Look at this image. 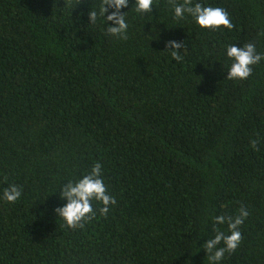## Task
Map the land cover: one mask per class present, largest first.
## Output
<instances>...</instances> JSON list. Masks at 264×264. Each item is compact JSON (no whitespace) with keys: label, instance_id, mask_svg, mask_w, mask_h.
I'll use <instances>...</instances> for the list:
<instances>
[{"label":"trees","instance_id":"16d2710c","mask_svg":"<svg viewBox=\"0 0 264 264\" xmlns=\"http://www.w3.org/2000/svg\"><path fill=\"white\" fill-rule=\"evenodd\" d=\"M195 3L235 27L128 0L120 40L101 0H0V196L21 189L0 199V264H211L203 244L230 234L215 217L241 207L243 238L217 264H264V60L226 79L229 45L264 54V0ZM168 41L184 43L181 61ZM96 163L116 204L72 230L54 212L59 189Z\"/></svg>","mask_w":264,"mask_h":264},{"label":"clouds","instance_id":"9594fccd","mask_svg":"<svg viewBox=\"0 0 264 264\" xmlns=\"http://www.w3.org/2000/svg\"><path fill=\"white\" fill-rule=\"evenodd\" d=\"M80 2V0H79ZM78 4V3H77ZM169 4L174 9V19L182 20L185 15L193 18L195 24L201 30H211L213 32L224 28L231 30L235 26L232 23L227 11L222 7L203 6L200 3L193 4V0H183L177 3L176 0H169ZM135 11L139 14H148L152 11L153 0H135ZM128 7V0H101L99 14L104 18L105 24L110 22L111 26L106 28V33L120 40H127L128 23L125 13L121 14L122 8ZM112 10L110 14L106 13ZM98 13L90 10L88 19L90 24H95ZM184 48L183 42L168 41L165 45V52L177 62L183 59L181 51ZM226 56L232 61L227 72L228 80L247 79L253 71V65L264 60V54H258L256 47L252 43H246L242 47L229 45L226 49ZM249 147L258 150V142L250 141ZM21 198V189L18 186L10 185L5 188L0 199L7 203H15ZM59 199L66 200L63 207L54 209L57 217L61 218L65 226L72 229H83L85 224L97 218V214L105 217L110 207L116 204V199L108 194L107 188L102 179V165L96 163L89 173L85 174L78 181H69L59 189ZM96 201L100 207L94 209L92 202ZM236 216L220 215L215 217L214 224L227 225L228 233L214 228L215 236L208 239L203 244V249L208 254L211 264H217L224 258L225 253L234 252L242 240V233L239 227L244 223L249 215L246 208L241 207ZM223 243V247H219Z\"/></svg>","mask_w":264,"mask_h":264}]
</instances>
